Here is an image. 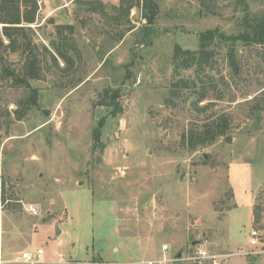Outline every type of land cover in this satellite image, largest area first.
<instances>
[{"label":"rangeland","instance_id":"rangeland-1","mask_svg":"<svg viewBox=\"0 0 264 264\" xmlns=\"http://www.w3.org/2000/svg\"><path fill=\"white\" fill-rule=\"evenodd\" d=\"M244 1L157 0L148 25L138 4L36 0L14 49L0 24V264H30L21 255L38 248L40 264H144L164 244L177 253L194 242L239 254L227 264H263L264 254L240 253L252 251V228L264 231V49L216 40L201 73L175 60L176 45L196 52L201 33L236 35L246 7L264 10ZM181 79L196 85L173 96ZM115 89L122 111L111 115L102 101ZM222 116L225 136L186 144ZM236 162L252 166L251 209L234 197Z\"/></svg>","mask_w":264,"mask_h":264},{"label":"trees","instance_id":"trees-1","mask_svg":"<svg viewBox=\"0 0 264 264\" xmlns=\"http://www.w3.org/2000/svg\"><path fill=\"white\" fill-rule=\"evenodd\" d=\"M244 5L246 2L240 0ZM121 8H126L130 11L136 5H140L143 15L147 20V24L155 23L156 17L159 12V4L157 0H120ZM247 6V5H246ZM37 10L36 0H0V23L2 24V34L9 40V45L14 49L16 44H20L19 36L25 34V27L35 21V14ZM243 30L236 35H226L218 28L214 30H207L201 33L199 37L200 49L196 52L189 50H182L179 46L175 47V60L177 66L180 68H192L195 67L198 73L206 70L211 66L213 59V52L210 46L216 41H232L234 44L238 42L248 45H259L264 49V10L259 13H251L248 7L245 8V15L243 16ZM4 41L0 37V51L4 49ZM9 47V48H10ZM31 50V48H30ZM234 52V48H232ZM264 52V51H263ZM65 57V55H63ZM27 74L30 78H38L36 65L32 61L30 68L27 70ZM18 81L27 83L23 78H17ZM201 81H203L201 79ZM196 85L195 80L185 81L183 79L177 81L173 85L172 95H179L180 91L184 87H190ZM211 84V83H210ZM29 86V82L27 83ZM120 89L106 90L104 93L102 104L112 108L111 115H117L122 111V107L117 101L120 97ZM206 89L203 88L200 93L199 100H203L206 97ZM38 92L32 89V94L29 97V101L33 104L37 103ZM22 115H19V119ZM105 118H103L97 129H101ZM229 130V119L222 116L219 119L206 121L202 127L197 129H191L188 134H185L184 141L192 149H196L200 144L215 143L219 138L225 136ZM95 138L100 139V133L95 131ZM256 211V207H255ZM256 223L260 222L259 214L255 218ZM264 233V231H263ZM264 239V238H263Z\"/></svg>","mask_w":264,"mask_h":264},{"label":"built area","instance_id":"built-area-1","mask_svg":"<svg viewBox=\"0 0 264 264\" xmlns=\"http://www.w3.org/2000/svg\"><path fill=\"white\" fill-rule=\"evenodd\" d=\"M28 210L33 214L40 212L39 208L34 205H28ZM264 238V233L260 229L252 228L250 231L249 246L252 248L250 252H243L240 255H260L264 254V244L261 241ZM261 245V247H260ZM258 248V249H257ZM179 252V251H178ZM177 252V253H178ZM177 253L172 252L168 244L162 246V256L145 261L144 264H227L230 257L239 255L237 253L220 252L212 250L208 245L198 242L196 245H191V248L182 251L180 257ZM44 250L42 248L34 251H24L21 255L22 261L30 264H40L44 258ZM100 264H118L116 262H101Z\"/></svg>","mask_w":264,"mask_h":264},{"label":"crops","instance_id":"crops-1","mask_svg":"<svg viewBox=\"0 0 264 264\" xmlns=\"http://www.w3.org/2000/svg\"><path fill=\"white\" fill-rule=\"evenodd\" d=\"M229 172V179L233 186L234 197L236 199L238 207L240 208L241 201H246L251 209L252 197L249 188L252 183L253 175L251 164L246 162L233 163L230 166Z\"/></svg>","mask_w":264,"mask_h":264},{"label":"water","instance_id":"water-1","mask_svg":"<svg viewBox=\"0 0 264 264\" xmlns=\"http://www.w3.org/2000/svg\"><path fill=\"white\" fill-rule=\"evenodd\" d=\"M44 114L47 115L48 112H47V111H44ZM59 231H60V230L57 229V233H58ZM197 243H198V242H194L192 245H196ZM182 251H183V250H180V251L177 253V257H180V256H181ZM250 264H254V263H250Z\"/></svg>","mask_w":264,"mask_h":264}]
</instances>
